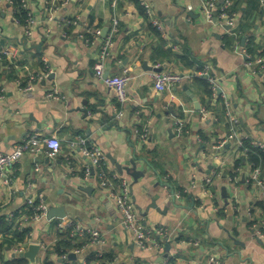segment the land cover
<instances>
[{
  "label": "crops",
  "instance_id": "obj_1",
  "mask_svg": "<svg viewBox=\"0 0 264 264\" xmlns=\"http://www.w3.org/2000/svg\"><path fill=\"white\" fill-rule=\"evenodd\" d=\"M10 1L20 4L0 0V143L11 152L15 144L38 135L56 137L62 147L47 164L44 154L24 155L11 170L12 186L0 185V218L9 224L0 234V264H15L30 244L41 247L35 264H264V239L258 236L264 233V197L242 180L246 173L238 184L231 181L234 170L249 162L239 154L236 140L227 139L225 116L229 104L239 120L237 139L264 145V92L235 51L232 29L203 21L201 0H145L164 25L163 34L136 0H23L24 13L35 19L27 39L23 16L20 21ZM218 5L236 15L239 45L249 56L263 54L264 0H218ZM112 18L119 26L105 72L112 77L128 71L125 104L94 75ZM46 65L51 75L35 82L33 91L16 84L20 79L24 85L29 73L40 74ZM157 65L174 72L208 67L220 91L209 97L197 80L178 88V100L170 103L168 94L153 90L149 74ZM4 66H11V72ZM54 86L60 100L46 98ZM178 121L183 123L179 136L174 130ZM142 128L148 130L144 143L135 134ZM75 136L102 150L111 176L128 180L146 227L169 228L174 239L164 244L163 253L136 247L97 182L84 179L87 161L67 145ZM114 162L128 168L134 162L141 173L147 165V170L134 181L120 174ZM259 166L264 180V164ZM209 177L212 182L206 185ZM172 192L183 196L172 203ZM39 197L48 208L64 207L65 218L34 216L25 202ZM152 201L157 208H149ZM67 221L99 228L103 244L88 245L75 260H58L54 248L67 232L56 224ZM21 229L28 231L22 243L2 247Z\"/></svg>",
  "mask_w": 264,
  "mask_h": 264
},
{
  "label": "built area",
  "instance_id": "obj_2",
  "mask_svg": "<svg viewBox=\"0 0 264 264\" xmlns=\"http://www.w3.org/2000/svg\"><path fill=\"white\" fill-rule=\"evenodd\" d=\"M139 2L144 10V14L151 19L152 27L158 33H165L164 25L155 17V13L151 5L145 0H136ZM19 7L24 11L26 4L23 0H19ZM10 4L17 6V3L10 1ZM202 19L208 24H214L216 26L225 27L232 29L231 35L236 39L234 49L242 56L244 60V66L251 72L253 77L258 80V84L261 86L264 92V53L257 54L254 58L250 57L245 46L239 45V38L242 36L241 32L237 30V17L234 13H229L227 6L218 5V0H201ZM18 7V6H17ZM52 17H48V21H51ZM25 36L27 39L31 38V29L35 24V19L29 13H26L24 19ZM118 19L112 18L109 25V31L101 45L99 54L94 64V75L95 77L104 82L109 88H111L117 101L121 104H125L129 99L126 92V87L129 84L131 78L128 71L124 70L122 74L104 78L105 70L107 68V62L111 58V47L113 46V38L118 32ZM235 30V31H234ZM230 33V31H227ZM96 34H99L98 32ZM249 40V39H248ZM248 40L246 42L248 43ZM5 57L8 59L12 58V54L8 51L4 52ZM7 73L11 72V66H4ZM26 69V68H25ZM51 75V70L46 65L44 70L40 74L29 73L26 78V82L22 85L20 79L16 80V84L23 89L25 92H31L34 90V83L38 80L47 79ZM153 90L157 93H166L170 97L169 102L173 103L178 100L175 91L184 85L191 82L200 80L208 84L211 92L210 97L215 98L218 83L217 80L212 76L208 67L199 68L195 67L191 71L174 72L171 70H161L160 66H155V70L149 74ZM3 92V91H2ZM4 98L0 93V99ZM48 99L60 100L61 95L59 94L57 87H53L47 93ZM226 119L229 127L228 140H236L235 144L239 149L241 157L248 158L249 149L244 147V141L237 139L236 129L239 124L238 117L233 113L229 104H226ZM119 113L118 116H122ZM177 135L182 134L183 123L178 121L174 128ZM136 136L140 139L141 143H144L148 138V130L146 128L135 129ZM68 148L71 152L81 155L87 161V164L83 170L84 179L88 180L93 178L97 182V188L103 195L109 200L114 206L116 214L119 218L120 226L124 229L125 233L131 238L132 242L136 247L142 250H155L156 252H164V244L169 240L174 239L170 230L166 226H155L148 228L143 222L140 212L137 210L135 202L131 194V186L128 180L123 177L111 176L107 171L106 158L102 150L93 144L90 139L84 136H75L70 138L67 142ZM222 146V145H221ZM253 148L264 151V145L262 143H251ZM61 141L56 137H46L32 135L27 139L15 144L11 152H5L0 143V185L5 187H11L14 183V175L11 170L19 163L20 159L24 155L32 156L33 158L38 157L41 154L46 155L50 159H55L61 151ZM244 168L237 167L234 172V176L231 181L234 184H238L241 174L244 175V181L246 185L257 189L261 192L264 197V180L262 178L260 166L253 163H247ZM67 168L73 170V162H67ZM39 168H35V171H39ZM75 172H72V175ZM212 182V178H207L205 184L208 185ZM183 196V192H172L171 199L180 200ZM27 210H30L34 216H45L48 211V206L39 197L37 201L32 198H28L25 202ZM60 231L67 232L66 240H70L73 246L67 253L58 255V260L67 261L70 254L78 255L88 245L103 244L104 239L101 230L97 227H91L79 222H59L56 224ZM258 236L264 239V233L258 232ZM21 252V249L16 250ZM215 264H220L218 261ZM163 264H170V261H164Z\"/></svg>",
  "mask_w": 264,
  "mask_h": 264
},
{
  "label": "trees",
  "instance_id": "obj_3",
  "mask_svg": "<svg viewBox=\"0 0 264 264\" xmlns=\"http://www.w3.org/2000/svg\"><path fill=\"white\" fill-rule=\"evenodd\" d=\"M18 6V7H17ZM16 8L18 9L19 13H20V16H19V20L22 21V16H23V23H24V15H26L24 13V11L19 7V5L17 4ZM252 40H248V45L250 46V43H251ZM249 52L251 54H253L255 51L254 49H252V47L250 46L249 47ZM200 82V80H199ZM205 85V89H206V94L207 96L210 97L211 95V92L209 90V86L206 82L202 81ZM244 147L248 148L249 149V156L248 158H246L248 160V162L250 163H253L255 165H260L261 163L264 164V151H261L259 149H256V148H253L251 146V143L250 141H246L244 140ZM242 160V159H241ZM240 160V161H241ZM243 161V160H242ZM241 161V162H242ZM246 164V163H245ZM9 228V224L6 222V219L4 217H1L0 218V234L1 233H5ZM28 234V231L27 230H24V229H21L19 231H15L12 233V235H10L9 237L10 238H7L8 240H6L4 243H2V247H4V245H8L7 247H13L15 246L16 244H20L24 241L25 239V236ZM66 236H64L63 238H61V241L59 243H57L55 245V248H54V251L56 254L58 255H61V254H64V253H67L68 251L71 250L72 247H75L72 245V243L70 242V240H66L65 238ZM108 258V257H107ZM109 261L111 260L110 258H108ZM26 262L24 259L20 258V259H17L14 261L15 264H22ZM171 264V263H170Z\"/></svg>",
  "mask_w": 264,
  "mask_h": 264
},
{
  "label": "water",
  "instance_id": "obj_4",
  "mask_svg": "<svg viewBox=\"0 0 264 264\" xmlns=\"http://www.w3.org/2000/svg\"><path fill=\"white\" fill-rule=\"evenodd\" d=\"M103 32H105V30H103ZM109 76V72H105V75H104V78H107ZM220 90H217V92H219ZM195 102V106H196V110H199V106H198V103L197 101L192 98ZM50 161V158H46L44 160V162L47 164L49 163ZM39 162H41V160H39ZM58 164H60L58 162ZM118 172L120 174H122L123 172H126L127 175H129L131 178L134 179V181H137L139 178L143 177L145 175V172L147 170V165L144 166V170L143 172H137L136 171V166H135V163L134 162H131V168H128V167H122L121 165L119 164H116L114 162ZM242 180L244 181V176L242 177ZM85 192L89 193L91 190H88V189H83ZM222 192H223V197L226 198V190L225 188L222 189ZM172 203H174V199H172ZM149 208H157L154 201H152L151 205L149 206ZM148 208V209H149ZM147 209V210H148ZM65 215H66V212H65V208L64 207H49L48 211H47V219L48 220H51V219H54V218H57V219H64L65 218ZM41 247L40 245H37V244H30L27 248V250L23 253H20L19 254V258H23V259H26L28 260L31 264H35L36 263V257L40 251ZM168 249V246H166V250ZM69 260H75V255L74 254H70L69 255Z\"/></svg>",
  "mask_w": 264,
  "mask_h": 264
}]
</instances>
